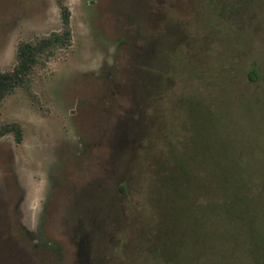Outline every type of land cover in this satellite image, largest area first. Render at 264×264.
<instances>
[{"label": "rangeland", "instance_id": "rangeland-1", "mask_svg": "<svg viewBox=\"0 0 264 264\" xmlns=\"http://www.w3.org/2000/svg\"><path fill=\"white\" fill-rule=\"evenodd\" d=\"M62 5L71 44L0 105V194L33 227L38 264H164L154 243H178L169 223L199 234L217 200L185 188L203 159L242 157L264 186V0H0V71L21 42L62 31ZM215 213L228 242L211 246L253 264L233 248L240 224Z\"/></svg>", "mask_w": 264, "mask_h": 264}, {"label": "trees", "instance_id": "trees-1", "mask_svg": "<svg viewBox=\"0 0 264 264\" xmlns=\"http://www.w3.org/2000/svg\"><path fill=\"white\" fill-rule=\"evenodd\" d=\"M61 9L63 18L62 31L53 32L49 36L42 37L36 41L21 42L17 49L16 64L10 69L0 71V105L6 95L12 93L18 87L29 84L30 78L44 54L53 48L71 44V12L66 5H62ZM251 71L257 74L255 67ZM10 130L9 126H4L0 130V137ZM20 139L21 137L18 134L17 140ZM227 150L228 148L224 147L223 152H227ZM178 161L179 164L177 163V165L181 166L184 174L186 170L190 171V165L194 164L191 159H187L185 163L182 160ZM202 166L203 173L199 180H195L196 178L192 174L191 176L185 175L183 178L185 188L191 190L197 187L198 191L202 190L206 194L205 188L211 189L214 186L217 200L214 204H208V206L203 208L204 214L201 215L203 216V221L199 226V234H197V227L195 229L188 222L190 228L184 229L183 236H180L178 218L176 217L175 221L170 222L169 230L179 234V236H176L178 246L172 236L162 243L155 241L154 244L160 249L159 252L157 251V256L164 261V264H197L198 262L200 264H222L220 260L214 261L213 253L215 252L217 255H222L221 253H223L224 256H221V259H224L226 264H229L226 260V249L221 252L217 249L219 246L215 244L211 246V238H207V236L216 234L217 238H219V244L224 241L225 245L228 242L225 233L221 229L218 230L215 227L213 230L211 228L209 217L213 215H210L211 213L216 212L215 215H218L221 221L225 217L228 219L227 226L231 222L233 224L239 223L244 231L243 237L235 231L238 236L232 241L234 251L239 255V259L244 260V258L240 257L241 253L238 252L241 249L243 254L249 256L253 264H264V186L261 184L260 177L247 172L251 168L242 157L203 159ZM204 167L208 171L206 177L204 176L206 175ZM182 199L186 201L184 206L187 207L186 211L189 212V209H191L190 205L193 203L190 200L192 198L186 194L182 196ZM211 208L214 210L213 212H209ZM200 210L202 211V209ZM238 244H243V247L237 248Z\"/></svg>", "mask_w": 264, "mask_h": 264}, {"label": "flooded vegetation", "instance_id": "flooded-vegetation-1", "mask_svg": "<svg viewBox=\"0 0 264 264\" xmlns=\"http://www.w3.org/2000/svg\"><path fill=\"white\" fill-rule=\"evenodd\" d=\"M96 186L95 182L90 181L84 192L92 191ZM96 188L100 191L101 185ZM84 192L75 197L78 204L84 200ZM5 195L0 194V264H38L40 260L32 253L27 241L28 237L35 234L33 227L24 222L22 214L17 208L13 209L12 200H7ZM75 202L77 203L75 200L73 204ZM35 247H38L37 244Z\"/></svg>", "mask_w": 264, "mask_h": 264}]
</instances>
